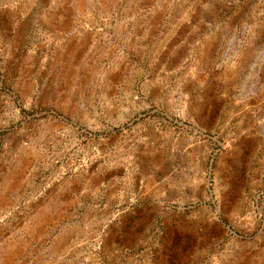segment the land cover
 <instances>
[{
  "label": "rangeland",
  "instance_id": "rangeland-1",
  "mask_svg": "<svg viewBox=\"0 0 264 264\" xmlns=\"http://www.w3.org/2000/svg\"><path fill=\"white\" fill-rule=\"evenodd\" d=\"M0 264H264V0H0Z\"/></svg>",
  "mask_w": 264,
  "mask_h": 264
}]
</instances>
